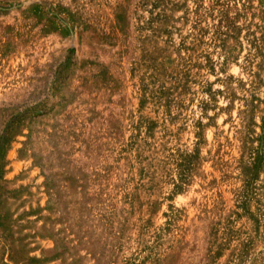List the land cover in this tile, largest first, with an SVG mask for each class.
Segmentation results:
<instances>
[{
    "label": "rangeland",
    "instance_id": "374dc122",
    "mask_svg": "<svg viewBox=\"0 0 264 264\" xmlns=\"http://www.w3.org/2000/svg\"><path fill=\"white\" fill-rule=\"evenodd\" d=\"M0 264H264V0H0Z\"/></svg>",
    "mask_w": 264,
    "mask_h": 264
}]
</instances>
